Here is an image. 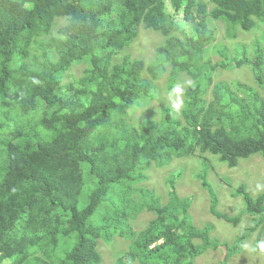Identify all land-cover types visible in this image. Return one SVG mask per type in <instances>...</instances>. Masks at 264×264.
Masks as SVG:
<instances>
[{
	"label": "trees",
	"instance_id": "1",
	"mask_svg": "<svg viewBox=\"0 0 264 264\" xmlns=\"http://www.w3.org/2000/svg\"><path fill=\"white\" fill-rule=\"evenodd\" d=\"M211 1L212 7L205 0H0V264H103L98 243L117 232L131 241L128 255L142 264H194L209 248L228 257L241 250L249 229L263 238L264 191L251 195L246 180L234 194L242 197L252 224L233 241L213 237L208 223H194L191 194L177 188V157H197L193 186L199 179L211 213L237 225L238 217L218 209L210 158L234 167L253 154L264 157V51L255 45L260 37L264 43V29L255 37L253 57L227 52L236 29H261L264 0ZM186 23L181 38L174 29ZM141 27L165 36L155 49L160 62L129 53L115 59L138 40ZM215 48L227 60L218 66L233 79L217 81L210 98V71L197 69ZM80 63L86 66L82 75L65 82ZM167 65L173 76H190L179 112L168 104L171 87L162 98L154 81ZM246 65L254 72L252 83L236 74ZM155 97L164 109L157 121L143 117L138 127L128 121L131 107ZM122 125L123 143L108 142L106 134ZM100 127L103 137L92 141ZM150 165L168 166L166 196L137 188ZM87 185L92 189L83 196ZM132 197H141L140 207L153 214L141 232L131 230L128 220L138 209ZM104 202L105 212L92 221Z\"/></svg>",
	"mask_w": 264,
	"mask_h": 264
},
{
	"label": "rangeland",
	"instance_id": "2",
	"mask_svg": "<svg viewBox=\"0 0 264 264\" xmlns=\"http://www.w3.org/2000/svg\"><path fill=\"white\" fill-rule=\"evenodd\" d=\"M210 7L213 6L211 0H205ZM171 8V4L167 2V10L169 11ZM172 15V14H171ZM222 21L220 22L219 28H222ZM187 28V23L183 24V30L174 29V33L179 37L183 38V35L186 37L187 33L184 31ZM264 24H262L261 29H257L256 27L252 28L251 30L236 29L237 35L232 37V39H228L227 41L230 44L234 45L233 51L236 55H244L247 54L248 56H253L255 54V45L259 44L263 48L264 51V43L263 38L260 37L257 42L254 44V41L257 39L256 36H260L263 34ZM139 38L133 44L126 48L124 52L120 54V56H116L115 59L120 60L123 55L129 53L131 55V59L143 58L146 61L158 64L160 62L159 58L155 56V49L158 45L164 42L165 36L160 31H155L154 29H146L145 27H141L139 30ZM238 42H245L238 43ZM84 63L80 64H73V66L68 71V74L65 76V82L70 80H74L82 75L83 69L85 68ZM157 68V67H156ZM236 69V74L241 80H246L249 83H252L254 80V74L251 68L246 66H241ZM162 75V76H161ZM161 78L155 79L156 86L159 88L158 91H166L169 90V87L173 88L175 85L180 84L183 86V77L186 78L187 75L183 76V72H179L178 74L174 75L172 73L168 74L167 71L163 69L161 73ZM223 79L227 81H232V74H229L227 71L223 76ZM174 79V81L172 80ZM172 80V81H171ZM161 93V97L163 98ZM158 98H154L152 101H149L147 104H142L141 106L137 107L134 105L129 109V122L136 123V127L142 124L141 119L143 117H149L151 121H157L159 118L160 113L164 111L160 104H158ZM168 104L171 105L170 101ZM174 111V110H173ZM137 120V122H136ZM128 123L127 126L129 127L130 124ZM103 127L98 128L93 135L91 136V140L95 141L99 136L101 138L104 134L99 135V132L102 130ZM106 135L108 140L106 139ZM105 139L108 142L116 141L117 145L120 146L123 143V137L126 135L125 126L122 125L119 127L115 132L106 134ZM190 158L191 156H187ZM216 159H214V163H217ZM203 167L207 169L210 168V165L207 162L203 163ZM166 168H157L154 167L149 173L150 178L146 182H137V187L149 185L153 186L151 190L155 191L158 195L161 194L165 195L167 187L164 185L165 177H166ZM213 171L210 170V176H213ZM188 175H192L191 172L187 170V168H181V174L179 175V181L177 183L178 188L183 189L185 191V195L191 197V208L190 212L194 222L197 225H204L208 223L212 228V236H219V238L223 241H233L237 235L240 233L244 228L248 227L252 224L251 215L248 214L244 207V202L241 196L231 195L229 190H226L225 193L220 192L217 196L218 202V209L228 215L236 216L239 218L238 224H234L232 222H228L225 219L217 218L213 214L210 215L209 207L211 206L212 202L211 199L208 197L209 194L207 190L199 185H194V179L188 177ZM247 181L246 186L248 187L251 195H258L259 193L264 191V157L261 154H253L248 158H243L239 161V164L236 167H227L226 164L223 162L221 163L220 167L217 170L216 175V183L223 185L225 181H228V184L234 188L237 184L241 181ZM248 184V185H247ZM257 185H261V188H257ZM213 188V187H212ZM92 189L91 186H86L83 192V196H86L90 193ZM186 189V190H185ZM197 194H194L195 192ZM158 192V193H157ZM183 192V191H182ZM137 196V195H136ZM105 202L100 206L97 212L93 215L92 221H98L99 215L102 212H105L103 208ZM153 217V215L146 211L141 210L137 212L136 217L134 219L135 225L138 226L139 229H143L148 221ZM215 217V218H214ZM258 231H250L249 239L245 242L250 244H255L257 241ZM264 238V236H263ZM130 245V240L127 238H119L115 236L112 238L111 241H107L102 237L100 239V243H98V248H100L104 257L103 264H113L114 257L121 255L122 250L127 249ZM103 248L106 251V256L103 252ZM64 247H62V250ZM99 249V250H100ZM60 254V253H59ZM62 255V253L60 254ZM224 252L220 249L209 248L203 254L198 256L195 260L199 259L198 263L194 264H222L224 260ZM107 257V258H106ZM116 259V258H115ZM10 259H6L4 264H8ZM227 264H264V253H251L241 249L238 253L229 256V259L226 262ZM132 264H137V262H133Z\"/></svg>",
	"mask_w": 264,
	"mask_h": 264
},
{
	"label": "clouds",
	"instance_id": "3",
	"mask_svg": "<svg viewBox=\"0 0 264 264\" xmlns=\"http://www.w3.org/2000/svg\"><path fill=\"white\" fill-rule=\"evenodd\" d=\"M228 44H230V43H228ZM229 46H232V47H229V49L227 48V52L228 51H230L231 50V52H234L233 51V48H234V45L233 44H230ZM47 48H45V50H46ZM45 50H44V52H43V55H42V60L43 59H45ZM215 50H217L216 48L214 49V50H210L209 52H207V53H205V55L203 56V60L202 61H200V59L198 60V64L200 65L199 67H198V69H197V71H204V68L206 69V71L209 69V75L210 76H212V78H213V81L212 82H210V85H209V89H208V92H207V96L208 97H210V98H212L213 97V94H212V89H213V86H214V84L217 82V81H220V80H224V81H227V80H225V79H223L222 78V76L228 71V70H224L222 67H220V66H218V63L217 62H226L227 60H225L224 58H222V56H221V54L220 53H217ZM31 51H33V52H37V50H36V48H31ZM48 52H49V54H50V56H52V59H57V57H58V54H57V52H56V50L54 49V48H48ZM52 52H55L54 54L52 53ZM226 52V53H227ZM225 53V54H226ZM255 55V54H254ZM253 55V56H254ZM234 56H235V54L233 55V58H234ZM252 56V57H253ZM232 58V59H233ZM239 68V67H238ZM172 67L170 66V65H167V67H166V70L165 71H167V73L168 74H170V73H172ZM252 70V69H251ZM252 72H253V70H252ZM207 73V72H206ZM195 74H196V72H195ZM253 74H254V72H253ZM184 75H187V77L186 78H184L183 77V86L182 85H180V84H177V85H175L173 88H171L168 92H167V97H168V100L170 101V103H171V108L173 109V110H175L176 112H179L180 110H181V108H182V106H183V94H184V90L187 88V86L189 85V84H191V81H188V79H189V75L188 74H186L185 72H183V76ZM255 78V77H254ZM254 81V80H253ZM227 82H231V81H227ZM186 84H188V85H186ZM142 105V104H141ZM141 105H137V107H139V106H141ZM181 121H183V118L181 119ZM209 158H210V156H209ZM197 157H194V156H191L190 158H188V157H177V161L181 164V166H182V168H187V170L189 171V172H191V174L192 175H188V177L191 179V181H192V179H194L195 180V178L193 177V176H195V175H193V170H195L196 169V167H197ZM211 160H212V162H213V166L210 168V170L211 171H213V176L211 177L210 176V170H209V183H210V185L213 187V189H214V191L216 192V195L218 196V194H217V192L218 193H220V192H223V193H225V191L226 190H229L230 191V193H231V195H235L234 194V192H235V190L237 189L236 187L237 186H235L234 188H232L229 184H228V181H225L224 182V184L223 185H221V184H217L216 183V175H217V170H218V168L220 167V165H221V161L218 159V158H210ZM214 159H216V161H218L217 163H214ZM224 164V163H223ZM226 164V163H225ZM239 164V163H238ZM226 166L229 168V166L226 164ZM154 167H157V168H160V167H158V166H156V165H150V166H148L146 169H144V170H142L141 171V173L139 174V172H138V174H139V176H138V178H137V180H136V183L137 182H146L149 178H150V175H149V173L148 172H150ZM234 167H236V166H234ZM163 168H166V169H168V166L167 167H163ZM231 168H233V167H231ZM161 169V168H160ZM167 173V170H166V172H165V174ZM165 181H166V177H165ZM196 181H198V185L199 186H201L202 188H203V186H202V184H201V181L199 180V179H196ZM193 182V181H192ZM144 186H140V187H137L138 189H152V187L153 186H149V185H145V184H143ZM248 185V184H247ZM167 187V186H166ZM262 186L261 185H257V188L259 189V188H261ZM178 188V187H177ZM141 192V191H140ZM195 192V191H194ZM208 192V191H207ZM168 193V192H167ZM194 194H197L196 192L194 193ZM209 194V193H208ZM165 196H166V194H165ZM236 196H240V195H236ZM253 196H256V195H253ZM209 198H210V195L208 196ZM114 201H115V203L118 205V206H121V203H120V201H119V198H117V197H115V199H114ZM142 202V198L141 197H132V203L134 204V205H137L138 206V209H137V212H140L141 210H146L145 208H143V207H140V203ZM125 206H129V204H128V202H127V204H124ZM209 210H210V207H209ZM147 211V210H146ZM149 212V211H148ZM210 212V215L212 214L211 213V211H209ZM151 213V212H150ZM248 213V212H247ZM152 214V213H151ZM249 214V213H248ZM130 215H132V214H130ZM130 215H128V216H130ZM153 215V214H152ZM215 216V215H214ZM135 217H136V215H134V216H132V217H130V218H128V220L130 221V223L132 224V226L134 227V229H131V230H134V231H138V232H141L143 229H139L138 228V226H136L135 224V222H134V219H135ZM216 217V216H215ZM214 217V218H215ZM126 218V217H125ZM124 218V219H125ZM218 218V217H217ZM123 220V219H122ZM121 220V221H122ZM120 221V222H121ZM194 221V220H193ZM119 222V223H120ZM195 223V222H194ZM148 224V223H147ZM116 226H118L117 224H116ZM247 230V227L246 228H244L240 233H237V235H236V237H239L241 234H242V232L243 231H246ZM252 233H253V231H255V230H251V229H249ZM115 236H118L119 238H122V239H124V238H127V237H124V235H122V233H119V232H117L116 234H114L113 235V237H115ZM112 237V238H113ZM235 237V238H236ZM128 239V238H127ZM247 239H249V237H246L244 240L246 241ZM112 240V239H111ZM131 242V241H130ZM159 242L161 243V242H163V240L162 239H160L159 240ZM155 244L156 243H152L151 245H150V247H154L155 246ZM131 245V244H130ZM130 245H129V247L127 248V249H124V250H122V253H121V255H118V256H113L114 257V263L113 264H118V262H117V260H118V258H123L124 259V261H123V264H132L133 262H137V264H142L141 263V260L138 258V257H135V256H133V258H131L129 255H128V251H130V253L132 254V249L130 248ZM241 249H243V250H245V251H247V252H251V253H256V252H259V253H264V238H261V239H259V240H257L256 242H255V244H250V243H248V242H244L242 245H241ZM103 252H104V254H105V256H106V251H105V249L103 248ZM38 255H41V253L40 252H38L37 253ZM233 255V254H232ZM107 258V257H106ZM116 258V259H115ZM229 259V256L228 257H224V260H228ZM103 260H104V257H103ZM2 264H4V262L2 263ZM9 264V263H8Z\"/></svg>",
	"mask_w": 264,
	"mask_h": 264
}]
</instances>
